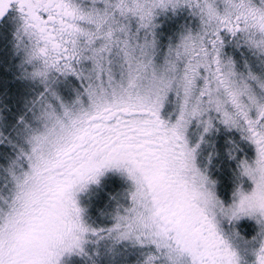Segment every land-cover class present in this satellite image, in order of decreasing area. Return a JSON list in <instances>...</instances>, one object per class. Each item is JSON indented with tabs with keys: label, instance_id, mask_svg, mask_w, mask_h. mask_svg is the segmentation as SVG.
Instances as JSON below:
<instances>
[{
	"label": "snow or ice",
	"instance_id": "snow-or-ice-1",
	"mask_svg": "<svg viewBox=\"0 0 264 264\" xmlns=\"http://www.w3.org/2000/svg\"><path fill=\"white\" fill-rule=\"evenodd\" d=\"M0 264H264V0H0Z\"/></svg>",
	"mask_w": 264,
	"mask_h": 264
}]
</instances>
